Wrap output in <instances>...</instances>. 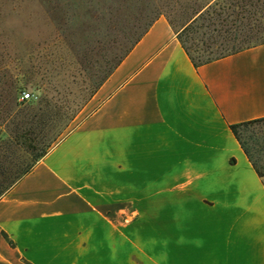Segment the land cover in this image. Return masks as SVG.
<instances>
[{"label": "crops", "instance_id": "0c3cea01", "mask_svg": "<svg viewBox=\"0 0 264 264\" xmlns=\"http://www.w3.org/2000/svg\"><path fill=\"white\" fill-rule=\"evenodd\" d=\"M96 108L0 197V264H264V43L195 65L157 18Z\"/></svg>", "mask_w": 264, "mask_h": 264}, {"label": "rangeland", "instance_id": "374dc122", "mask_svg": "<svg viewBox=\"0 0 264 264\" xmlns=\"http://www.w3.org/2000/svg\"><path fill=\"white\" fill-rule=\"evenodd\" d=\"M229 1L0 0V160L7 164L17 151L8 140L22 133L23 112L49 103L52 113L65 115V124L51 130L61 132L57 142L75 129L96 108L100 86L156 17L167 18L179 33L186 27L180 35L196 61L215 51L222 39L213 29L234 33L233 19L223 13L230 11L221 9ZM222 19L227 26L218 24ZM255 133L264 135V123L247 135ZM255 159L264 174V153Z\"/></svg>", "mask_w": 264, "mask_h": 264}, {"label": "trees", "instance_id": "16d2710c", "mask_svg": "<svg viewBox=\"0 0 264 264\" xmlns=\"http://www.w3.org/2000/svg\"><path fill=\"white\" fill-rule=\"evenodd\" d=\"M46 1L50 2L51 0ZM207 5L208 3L202 7L204 8ZM221 9L230 11L229 13L225 11L223 13L233 19L230 21V27H233L234 33L227 28H220L218 30L213 29L217 32L218 37L222 39V41L218 44L215 51H208L207 55L203 56L198 61L195 60L190 52V48L180 35L186 27L183 28L180 33L178 32V39L181 45L195 65H201L234 54L249 48L250 44V47H252L264 43V0H230L227 6H223ZM201 10L200 8L194 13L197 14ZM204 12L208 13L207 9ZM221 14L222 13H216L217 16ZM201 15L202 13L198 16L201 17ZM157 18L159 17H156L147 25L143 33L134 41L132 47L139 41ZM241 19H246V23H243ZM218 24L222 27L227 26L228 21L227 19H222V23L220 22ZM210 25L213 26V23H210ZM243 31L247 32L242 33ZM213 44L216 45L217 43L215 42ZM206 47L210 48L209 45ZM18 104L22 105V103ZM48 106L49 103H45L44 108L38 107L37 111H33L32 109L21 114L19 125L22 129V133L14 140H8L12 146H16L17 151L15 155L9 157L7 164H5V161L0 160V197L11 189L23 176L29 173L39 159L57 143V138L61 132L57 131L55 133V131L51 132V130L57 126H61V123L65 124V115L63 117L60 114L57 115L52 113ZM263 123L264 118L230 125L231 132L257 173L260 175L264 174H261L258 169L255 155L264 153V135L262 136V134L256 133L247 135V132L254 126H259ZM45 127H47V132L44 131ZM36 129H39L38 135L35 132Z\"/></svg>", "mask_w": 264, "mask_h": 264}, {"label": "built area", "instance_id": "2783aa9c", "mask_svg": "<svg viewBox=\"0 0 264 264\" xmlns=\"http://www.w3.org/2000/svg\"><path fill=\"white\" fill-rule=\"evenodd\" d=\"M29 96H28V94H24V97L23 98H28Z\"/></svg>", "mask_w": 264, "mask_h": 264}]
</instances>
